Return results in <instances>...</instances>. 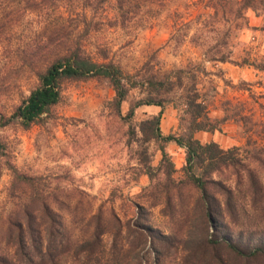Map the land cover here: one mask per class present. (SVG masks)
Returning a JSON list of instances; mask_svg holds the SVG:
<instances>
[{
	"label": "trees",
	"instance_id": "16d2710c",
	"mask_svg": "<svg viewBox=\"0 0 264 264\" xmlns=\"http://www.w3.org/2000/svg\"><path fill=\"white\" fill-rule=\"evenodd\" d=\"M165 1L21 0L5 17L0 15V37L5 31L12 35L10 51H23L15 57L38 80L10 116L0 114V126L17 121L27 129L39 123L60 102L64 80L88 77L108 80L114 90V115L124 122L130 123L139 107L162 108L163 99L158 95L162 88L167 96L177 94L173 98L178 101L179 112L177 134H162L161 111L134 127L129 125V133L135 136L137 128L145 144L154 141L162 145L157 167L152 166L154 155L147 153V147L137 158L150 180L145 191L153 203L148 207L136 205L125 220L113 209L107 211L104 204L95 205V198L84 192L69 198L46 195L38 178L22 174L7 162L11 189L24 190L25 194L30 190V195L18 199L8 216L11 251L0 253V264H264V142L261 135L258 139L252 135L264 121L253 114L243 115L240 106L230 101L224 103L227 108L222 109V117H212L206 99L196 89L195 76H189L184 85L182 71L175 82L168 77L158 84L148 81L157 95L138 98L123 116L122 103L133 89L142 86L140 78L125 74L113 62H98L83 52L84 38L101 26L124 30L142 24L155 17ZM199 2L198 14L189 21L194 23L189 43L201 51L203 62L233 63L234 42L248 27L246 14L249 10L264 12V0ZM44 14H53L54 23L30 17ZM24 33L28 36L22 39ZM177 38L173 36L179 47L183 39L179 42ZM242 64L264 71V62L245 59ZM3 86L11 88L0 84V94ZM243 86L238 89L248 90ZM227 122L241 127L247 138L243 147L223 149L215 142L201 143L195 138L199 132H221ZM165 143L184 150L179 179L173 177L176 169L164 150ZM159 174L165 176L162 182L157 180ZM155 206H160L161 215L173 224L169 231L153 223L149 208Z\"/></svg>",
	"mask_w": 264,
	"mask_h": 264
},
{
	"label": "rangeland",
	"instance_id": "374dc122",
	"mask_svg": "<svg viewBox=\"0 0 264 264\" xmlns=\"http://www.w3.org/2000/svg\"><path fill=\"white\" fill-rule=\"evenodd\" d=\"M19 2L21 0H2L0 15L5 17ZM200 6L199 0H166L158 14L142 24L124 30L101 26L98 32L84 38L86 51L83 52L95 61L113 62L125 74L140 78L142 86L133 89L122 103L123 116L138 98L149 93L157 95L148 81L158 84L168 77L175 82L182 71L184 85L188 84L189 76H195L196 89L206 99L212 117H222V109L227 108L224 103L230 101L232 105L240 106L243 115L253 114L264 121V71L242 64L245 59L264 62V12H247L248 27L238 33L234 42L233 63H207L203 62L201 51L189 43L194 27L189 21L194 20ZM111 12L107 7V13ZM253 16L260 18L259 24L250 25ZM30 17L38 22H53L55 18L53 14ZM184 34L185 38L179 37ZM27 36L24 33L22 39ZM173 36H177L179 42L183 39L179 47ZM0 38V84L11 87L2 88L0 114L8 117L38 85V80L15 57L23 51H10L13 48L10 49L8 40L12 35L5 31ZM40 70L44 71V68ZM241 84L248 90L238 89ZM158 95L163 99L162 108L139 107L129 123L114 115L111 105L114 90L107 79H66L61 84L60 102L51 107L39 123L27 129L17 121L0 126V253L11 251L12 244L7 237L10 212L18 199L30 195V190H25V194L24 190L11 189L12 175L7 162L22 174L38 178L46 195L69 198L84 192L95 198V205L104 204L107 211L113 209L123 220L132 216L136 205L149 206L153 200L147 197L145 188L150 185V180L142 172L137 158L141 149L147 147V153L154 155L151 164L157 167L161 159L158 148L162 143L145 144L137 128L135 136L129 133V125L136 126L157 109L162 112V134L178 133V101L173 98L177 94L167 96L162 88ZM263 126L252 133L255 139L261 135L262 142ZM207 135V139L195 138L201 143L215 142L223 149L243 147L247 140L241 127L233 122L224 124L221 132H207ZM163 147L176 169L173 177L181 178L184 150L174 143H165ZM157 180L162 182L165 176L159 174ZM160 209V206L149 208L152 221L159 229L169 231L173 224L161 215Z\"/></svg>",
	"mask_w": 264,
	"mask_h": 264
},
{
	"label": "crops",
	"instance_id": "0c3cea01",
	"mask_svg": "<svg viewBox=\"0 0 264 264\" xmlns=\"http://www.w3.org/2000/svg\"><path fill=\"white\" fill-rule=\"evenodd\" d=\"M260 22V18L259 17H256V16H253V21L250 22V25H256V24H259ZM155 107V106H153ZM161 110H158L156 109V111H154V113H151V114H157L158 112H160ZM162 116V115H161ZM195 137L197 138H203V139H207L208 138V135H207V132H199L195 135ZM209 142V141H208ZM207 143V141L205 142Z\"/></svg>",
	"mask_w": 264,
	"mask_h": 264
}]
</instances>
